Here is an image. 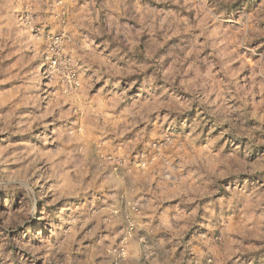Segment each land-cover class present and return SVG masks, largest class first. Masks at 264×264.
Instances as JSON below:
<instances>
[{
    "label": "rangeland",
    "instance_id": "rangeland-1",
    "mask_svg": "<svg viewBox=\"0 0 264 264\" xmlns=\"http://www.w3.org/2000/svg\"><path fill=\"white\" fill-rule=\"evenodd\" d=\"M0 264H264V0H0Z\"/></svg>",
    "mask_w": 264,
    "mask_h": 264
},
{
    "label": "built area",
    "instance_id": "built-area-1",
    "mask_svg": "<svg viewBox=\"0 0 264 264\" xmlns=\"http://www.w3.org/2000/svg\"><path fill=\"white\" fill-rule=\"evenodd\" d=\"M49 60H50L51 66H53V67L56 66L58 61L56 59H54L53 56H50Z\"/></svg>",
    "mask_w": 264,
    "mask_h": 264
}]
</instances>
